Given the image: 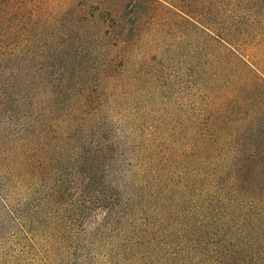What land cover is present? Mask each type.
Wrapping results in <instances>:
<instances>
[{
	"label": "trees",
	"instance_id": "16d2710c",
	"mask_svg": "<svg viewBox=\"0 0 264 264\" xmlns=\"http://www.w3.org/2000/svg\"><path fill=\"white\" fill-rule=\"evenodd\" d=\"M91 2L0 0V264H264V0Z\"/></svg>",
	"mask_w": 264,
	"mask_h": 264
},
{
	"label": "rangeland",
	"instance_id": "374dc122",
	"mask_svg": "<svg viewBox=\"0 0 264 264\" xmlns=\"http://www.w3.org/2000/svg\"><path fill=\"white\" fill-rule=\"evenodd\" d=\"M38 1L42 13H44L45 11H51V13H54V19L58 26H60L62 22H65L63 16L65 13H69L68 10L77 11L81 9L83 11V10H90L95 7L94 4H91L92 0H38ZM190 4H191V9L193 10L196 11L203 10V5L200 2L198 5L194 4L193 2H190L189 5ZM40 25L43 27H47L48 23L40 22ZM146 27L147 25L145 24L144 30L146 29ZM44 37H45V33H44ZM171 40H172L171 38H168L167 41H171ZM179 60L180 61L183 60L182 56L179 57Z\"/></svg>",
	"mask_w": 264,
	"mask_h": 264
}]
</instances>
